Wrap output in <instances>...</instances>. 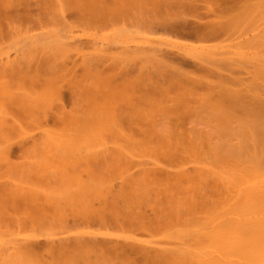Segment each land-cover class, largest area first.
<instances>
[{
  "label": "rangeland",
  "instance_id": "374dc122",
  "mask_svg": "<svg viewBox=\"0 0 264 264\" xmlns=\"http://www.w3.org/2000/svg\"><path fill=\"white\" fill-rule=\"evenodd\" d=\"M75 1L0 0V264H264V0Z\"/></svg>",
  "mask_w": 264,
  "mask_h": 264
},
{
  "label": "bare ground",
  "instance_id": "6f19581e",
  "mask_svg": "<svg viewBox=\"0 0 264 264\" xmlns=\"http://www.w3.org/2000/svg\"><path fill=\"white\" fill-rule=\"evenodd\" d=\"M79 1H81V0H78V2H77V1H75V2L79 3L78 5H80V6H81V2H82V5H85V4H87V3L89 2V1H87V2H84V1L79 2ZM85 1H86V0H85ZM95 1L97 2V0H95ZM99 1H100V0H99ZM102 1H103V0H102ZM102 1H101V3H103ZM104 1H105V0H104ZM112 1H114V0H112ZM115 1H116V0H115ZM115 1H114V2H115ZM122 1H123V0H122ZM126 1H128V0H126ZM131 1H132V0H131ZM131 1H130V2H131ZM142 1H144V0H142ZM204 1H205V0H204ZM210 1H211V0H210ZM210 1H209V2H210ZM83 2H84L85 4H84ZM90 2H91V3H90V6H88L87 8H90V9H91V8L94 7V6H91V4L93 5V3H92L91 0H90ZM116 2L119 3L120 1L118 0V1H116ZM140 2H141V1H140ZM145 2H146V0H145ZM145 2H143V3H145ZM153 2H154V1H153ZM155 2H156V1H155ZM167 2H168V1H167ZM177 2H178V1H177ZM207 2H208V0H207ZM207 2H206V3H207ZM261 2H262V1H261ZM118 3H117V4H118ZM127 3H129V1H128ZM131 3H133V2H131ZM135 3H136V2H135ZM149 3H150V2H149ZM178 3H179V2H178ZM190 3H191V2H190ZM210 3H211V2H210ZM210 3H209V4H210ZM212 3H213V2H212ZM214 3H215V2H214ZM97 4H100V3H97ZM103 4H104V5H107V4H105V3H103ZM111 4H112V3H111ZM185 4H186V3H185ZM209 4H208V5H209ZM101 5H102V4H101ZM129 5H130V4H129ZM147 5H148V3H147ZM151 5H152V4H151ZM155 5H157V4H155ZM155 5H152V7L154 8ZM188 5H189V4H188ZM190 5H191V4H190ZM220 5H221V4H220ZM205 6H206V5H205ZM221 6H222V5H221ZM82 7H83V6H82ZM100 7H101V6H100ZM111 7H112V6H111ZM115 7H116V6H115V4H114V7H113V8L116 9L117 7H116V8H115ZM134 7H135V6H134ZM134 7H133V8H134ZM152 7H151V8H152ZM177 7H178V6H177ZM191 7H193V5H192ZM207 7H208V6H207ZM210 7H211V5H210ZM225 7H226V6H225ZM113 8H111V9H113ZM140 8H141V7H140ZM148 8H150V5H149V7H147V10H148ZM151 8H150V9H151ZM155 8H156V6H155ZM216 8H217V7H216ZM218 8H219V7H218ZM95 9H96V8H95ZM126 9H127V8H126ZM208 9H209V8H208ZM210 9H211V8H210ZM231 9H232V8H231ZM251 9H252V8H251ZM100 10H101V9H100ZM102 10H103V9H102ZM109 10H110V9H109ZM117 10H118V9H117ZM155 10H156V9H155ZM105 11H106V10H105ZM149 11L152 12V10H149ZM165 11H166V10H165ZM229 11H230V10H229ZM254 11H255V10H254ZM101 12H102V11H101ZM106 12H107V11H106ZM106 12H105V13H106ZM110 12H111V10H110ZM113 12H114V10H113ZM116 12H117V11H116ZM147 12H148V11H147ZM150 12H149V13H150ZM231 12H232V11H231ZM262 12H263V10H262ZM124 13H125V11H124ZM154 13H155V12H154ZM211 13H213V12H211ZM211 13H210V14H211ZM89 14H90V13H89ZM102 14L104 15V13H102ZM102 14H101V15H102ZM108 14H109V12H108ZM152 14H153V13H152ZM210 14H209V15H210ZM215 14H216V12H215ZM86 15H87V14H86ZM91 15H92V14H91ZM101 15H100V16H101ZM106 15H107V14H106ZM125 15H126V14H125ZM209 15L207 14V17H208ZM223 16H224V15H223ZM249 16H250V14H249ZM152 17H153V16H152ZM202 17H203V16H202ZM90 18H91V17H90ZM103 18H104V17H103ZM150 18H151V17H150ZM211 18H212V17H211ZM235 18H236V17H235ZM246 18H247V17H246ZM212 19H213V18H212ZM216 19H217V18H216ZM216 19H215V20H216ZM241 19H242V18H241ZM209 20H210V19H209ZM192 22H193V21H192ZM208 23H209V22H208ZM212 23H213V22H212ZM197 24H198V23H197ZM199 24H200V23H199ZM210 24H211V23H210ZM213 24H214V23H213ZM213 24H212L211 26L209 25V26H207V27H205V28H202V30H203V35H205V34H207V33H208V34H211V33H213V32L215 33L217 30H218V31L220 30V29H216V25H213ZM226 24H227V23H226ZM224 25H225V24H224ZM196 26H197V25H196ZM200 26H201V25H200ZM225 26H226V25H225ZM197 27H198V26H197ZM199 28H200V27H199ZM179 29H180V28H179ZM204 30H205V31H204ZM222 30H223V29H222ZM220 32H221V30L219 31V33H220ZM175 33H176V32H175ZM197 33H198V32H197ZM200 33H201V31H200ZM215 34H216V33H215ZM203 35H202V36H203ZM211 35H212V34H211ZM211 35H209V36L207 35V36L211 38ZM202 36H201V37H202ZM205 36H206V35H205ZM198 37H199V36H198ZM199 38H200V37H199ZM201 39H202V38H201ZM202 40H203V39H202ZM209 40H210V39H209ZM208 45H209V44H208ZM206 46H207V45H206ZM206 46H205V47H206ZM207 47H208V46H207ZM105 78H106V77H105ZM110 78H111V77H110ZM116 80H117V79H116ZM118 86H119V85H118ZM120 89H121V88H120ZM141 89H142V88H141ZM220 89H221V88H220ZM221 90H222V89H221ZM224 90H225V89H224ZM110 91H111V90H110ZM110 91H109L107 94L104 93L105 95H107V96H105V97H106V98L109 97V98H107L105 102H102L101 104L98 105L100 108L97 106V108H98V109H97L96 106H93V107L96 108V109H95L96 111L94 110L95 113H98V114L101 113L102 115H106V116H108V115H109V116H114V114H113V115H111V114H112V113H115L114 111H116V109L114 110V109H108V108H107L108 106H112V108H114V107H113V103H114L115 100H116V98L114 97V96H115V95H114L115 93H112L113 91H111V93H112V94H111ZM233 92H234V93H232V92L230 93V92L227 91V93H226V92H222V91H221V93H222V94L220 93V94H221V98L225 99V100L228 102V103H225V108H226V104H230V105L232 104V106H231L232 108H233V105H234L235 107L237 106L238 109H239V107H240L242 110H245L244 112L250 113V115H252V116H254V117H259V118L261 117V118L264 120V101H261V100H259V99L250 98L248 95H246L247 97H245V96H244L245 94L242 93L241 91H240V92H241L242 94H244V95H242V94H240V93H238V92L236 93L234 90H233ZM142 93H143V92H142ZM110 94H111L112 97L108 96V95H110ZM217 94H218V93H217ZM102 95H103V94H102ZM116 95H117V93H116ZM119 96H120V94H119ZM103 97H104V96H103ZM105 97H104L103 101L105 100ZM116 97H117V96H116ZM121 97H122V96H121ZM121 97H120V98H121ZM123 97H124V96H123ZM123 97H122V98H123ZM143 97H144V96H143ZM140 100H141V99H140ZM116 101H117V100H116ZM138 101H139V100H138ZM124 102H126V101H124ZM121 103H122V102H121ZM215 104H216V103H215ZM218 104H220V103H218ZM218 104H216V105H218ZM94 105H95V104H94ZM101 105H102V106H101ZM216 105H213V104L211 105V107L213 106V107H212V110H213L214 112H215V111L217 110V108H218V107L216 108ZM220 105H221V104H220ZM220 105H219V106H220ZM230 105H227L228 108H229ZM114 106H115V105H114ZM102 107H103V108H102ZM104 107H106L108 110H107V109H104ZM109 108H110V107H109ZM122 108H124V107H122ZM208 109H210V108H208ZM219 109H220V108H218V110H219ZM226 109H227V108H226ZM229 109H230V108H229ZM101 110H102V111H101ZM103 110H105L106 112L104 113ZM113 110H114V111H113ZM212 110H211V111H212ZM242 110H241V111H242ZM97 111H98V112H97ZM100 111H101V112H100ZM120 111H121V110H120ZM211 111H210V112H211ZM213 111H212L211 114L214 113ZM219 111H222V110H219ZM224 111H225V109H224ZM227 111H228V110H226V113H227ZM118 112H119V111H118ZM229 112H230V111H229ZM232 112H233V109H232ZM116 113H117V112H116ZM128 113H129V112H128ZM215 113H217V112H215ZM230 113H231V112H230ZM238 113H239V112H238ZM101 114H99V115H101ZM125 114H126V113H125ZM219 114H221V113H219ZM232 114L234 115V113H232ZM128 115H129V114H128ZM216 115H218V114H216ZM245 115H248V114H245ZM250 115H249V116H250ZM228 116H229V115H228ZM249 116H247V117H249ZM114 117H116V116H114ZM226 117H227V116H226ZM250 117H251V116H250ZM254 117H253V118H254ZM117 118H118V117H117ZM117 118H116V119H117ZM227 118H228V117H227ZM230 118H231V117H230ZM244 118L246 119V117H243L242 119H244ZM245 119H244V121H246ZM247 119H248V118H247ZM256 119H258V118H256ZM262 119H259V121H257V124H258V122H260V120H261V122H262ZM251 120H252V118H251ZM244 121H243V122H244ZM255 122H256V121H255ZM244 123H246V122H244ZM252 123H253V122H252ZM262 123H263V124H262ZM262 123L259 124L261 130L264 129V122H262ZM247 124L249 125L250 123H246V126L249 128L250 125L248 126ZM257 124L253 123V124L251 125V126L254 127L253 130H254L255 127L257 126V128L255 129V131L258 130V129L260 130V128H258V125H257ZM261 124H262V127H261ZM255 125H256V126H255ZM251 126H250V127H251ZM261 130H260V131H261ZM251 131H252V130H251ZM261 132H262L261 134L264 133L263 131H261ZM256 133H257V132H256ZM258 133H259V132H258ZM259 134H260V133H259ZM263 136H264V135H263ZM245 147H246V146H244V148H245ZM244 148H241V150L244 149ZM236 150H237V149H236ZM236 150H235V151H236ZM239 151H240V150H239ZM239 151H238V152H239ZM242 151H243V150H242ZM233 152H234V151H233ZM236 154H237V153H236ZM244 154L246 155L245 152H244ZM241 155H243V153H241ZM250 157H251V156H250ZM259 164H260V163H259ZM161 257H162V256H161ZM166 257H167V256H166ZM160 260H161V259H160ZM160 260H158V262L156 261L157 264H163L164 262H165L164 264H168V263H166V260H164L162 263H161L162 260H161V261H160ZM170 262H171V261H170ZM174 262H175V261H174ZM151 263L154 264L153 262H151ZM151 263H150V264H151ZM173 264H174V263H173Z\"/></svg>",
  "mask_w": 264,
  "mask_h": 264
}]
</instances>
